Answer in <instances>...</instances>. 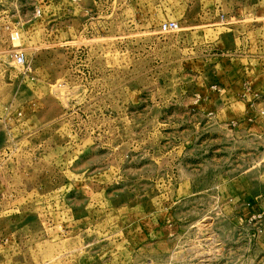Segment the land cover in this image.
<instances>
[{
	"label": "rangeland",
	"instance_id": "374dc122",
	"mask_svg": "<svg viewBox=\"0 0 264 264\" xmlns=\"http://www.w3.org/2000/svg\"><path fill=\"white\" fill-rule=\"evenodd\" d=\"M0 264H264V0H0Z\"/></svg>",
	"mask_w": 264,
	"mask_h": 264
},
{
	"label": "built area",
	"instance_id": "2783aa9c",
	"mask_svg": "<svg viewBox=\"0 0 264 264\" xmlns=\"http://www.w3.org/2000/svg\"><path fill=\"white\" fill-rule=\"evenodd\" d=\"M40 11H36V16H39ZM179 27V24L175 20H170L168 22L162 23L160 25V31L162 32H170L175 31ZM20 25L16 24L9 28L8 32V41L10 42V46L7 50L8 58L11 60L13 64L23 66L26 63V57L24 54V50L22 46L19 44L21 40L20 35Z\"/></svg>",
	"mask_w": 264,
	"mask_h": 264
}]
</instances>
